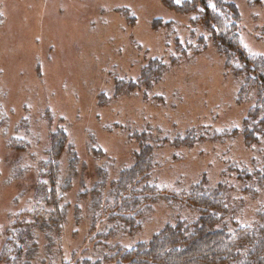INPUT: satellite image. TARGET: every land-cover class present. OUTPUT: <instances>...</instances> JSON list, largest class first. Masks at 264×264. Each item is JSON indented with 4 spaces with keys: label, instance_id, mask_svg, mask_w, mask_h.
Segmentation results:
<instances>
[{
    "label": "rangeland",
    "instance_id": "obj_1",
    "mask_svg": "<svg viewBox=\"0 0 264 264\" xmlns=\"http://www.w3.org/2000/svg\"><path fill=\"white\" fill-rule=\"evenodd\" d=\"M189 1L0 0V249L13 223L35 225L29 242L38 244L19 264H75L111 254L115 243L148 241L183 212L181 195L204 178L233 185L236 219L253 222L264 192L243 197L236 170L264 163V138L247 145L240 132L257 92L237 99L241 76L198 20L204 7ZM229 1L241 16L242 47L264 57V0ZM154 60L161 72L145 73ZM57 129L67 144L53 183L44 162ZM190 131L197 139L182 142ZM142 141L156 166L140 187L154 182L162 196L134 234L104 239L113 224L108 212L92 211L91 196L100 185L113 210L110 184L133 166ZM42 183L67 206L59 233L33 221V209L49 208H40Z\"/></svg>",
    "mask_w": 264,
    "mask_h": 264
},
{
    "label": "trees",
    "instance_id": "obj_2",
    "mask_svg": "<svg viewBox=\"0 0 264 264\" xmlns=\"http://www.w3.org/2000/svg\"><path fill=\"white\" fill-rule=\"evenodd\" d=\"M207 1L210 0H191L188 7L194 8L197 3L204 7L198 20L212 33L213 41L226 56V65L231 72L236 77L241 76L237 99L243 102L252 90H256L257 100L244 117L240 132L247 145L258 144L264 138V57L250 54L242 47L239 31L241 16L235 3L212 0L211 7H207ZM146 68L145 73L155 75L161 72L163 64L154 60ZM188 133L190 135H186L182 142L192 143L197 139L194 132ZM50 137V159L44 165L53 170L54 175L50 177L53 182L59 169L57 159L66 148L67 136L63 130L57 129ZM142 143L133 166L120 172L119 178L110 184L111 195L116 197L113 210H110L108 199L103 200L105 197L103 190L98 188L100 185L94 190L95 195L91 196L92 211L108 212L113 224L101 235L104 239L108 235L134 234L141 227L145 213L162 196L163 190L154 182L140 187L156 166L152 145L145 141ZM77 158L74 153L73 164H76ZM236 173L237 180L242 182L239 190L243 197L259 198L264 192V163L252 173L240 170ZM103 174L102 183L106 185L107 174ZM207 181L204 178L190 185L180 198L185 207L180 208L183 212L173 216L150 240L137 242L130 248L115 243L111 254L96 260L84 258L75 264H264V203L257 209L252 223H240L236 219L237 207L232 204L234 186L230 187L227 182L212 186ZM38 189L40 208H49L42 215L33 209V221L40 222L38 226L42 231L59 233V226L66 219L67 206L60 203L58 193L49 189L47 184L40 185ZM229 215L232 226L225 221ZM13 225L8 234L10 237L1 244L0 264H19L22 256L27 263L38 250L37 242H29L35 239L32 233L35 225L30 222L22 224L24 227L17 223ZM51 233L47 235L49 240L53 236Z\"/></svg>",
    "mask_w": 264,
    "mask_h": 264
},
{
    "label": "snow or ice",
    "instance_id": "obj_3",
    "mask_svg": "<svg viewBox=\"0 0 264 264\" xmlns=\"http://www.w3.org/2000/svg\"><path fill=\"white\" fill-rule=\"evenodd\" d=\"M177 2H179V0H177Z\"/></svg>",
    "mask_w": 264,
    "mask_h": 264
}]
</instances>
